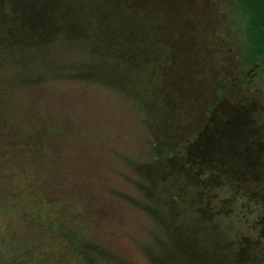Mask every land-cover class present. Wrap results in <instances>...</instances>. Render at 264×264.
<instances>
[{
    "label": "rangeland",
    "instance_id": "obj_1",
    "mask_svg": "<svg viewBox=\"0 0 264 264\" xmlns=\"http://www.w3.org/2000/svg\"><path fill=\"white\" fill-rule=\"evenodd\" d=\"M244 50L235 0H0V228L37 247L23 264H264Z\"/></svg>",
    "mask_w": 264,
    "mask_h": 264
},
{
    "label": "trees",
    "instance_id": "obj_2",
    "mask_svg": "<svg viewBox=\"0 0 264 264\" xmlns=\"http://www.w3.org/2000/svg\"><path fill=\"white\" fill-rule=\"evenodd\" d=\"M235 2L243 20L245 61L250 66L260 65L264 68V0H235ZM67 247L71 249L72 246ZM36 250L37 247L26 250L23 245L15 242L11 237L4 236L0 228V264H23L29 261L33 253L40 254ZM92 250V248H88L87 251L90 252ZM21 251L22 253L17 256L20 259L11 258L10 255ZM84 254L85 251L76 250L73 251L72 255L68 256H59L57 254L54 257V261L57 259L54 264H87L86 260L80 257L84 256ZM22 258L25 260H22ZM79 258H81L80 261L78 260ZM39 264H45V260L40 261Z\"/></svg>",
    "mask_w": 264,
    "mask_h": 264
}]
</instances>
